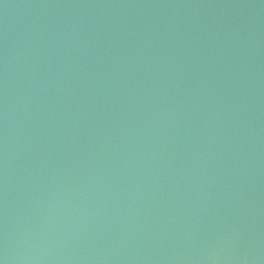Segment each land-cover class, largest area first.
Wrapping results in <instances>:
<instances>
[{"label":"water","instance_id":"1","mask_svg":"<svg viewBox=\"0 0 264 264\" xmlns=\"http://www.w3.org/2000/svg\"><path fill=\"white\" fill-rule=\"evenodd\" d=\"M0 264H264V0H0Z\"/></svg>","mask_w":264,"mask_h":264}]
</instances>
